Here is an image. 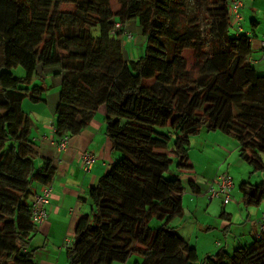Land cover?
<instances>
[{"label": "trees", "instance_id": "obj_1", "mask_svg": "<svg viewBox=\"0 0 264 264\" xmlns=\"http://www.w3.org/2000/svg\"><path fill=\"white\" fill-rule=\"evenodd\" d=\"M231 1L116 0L113 9L111 0H0V264H36L27 249L37 227L31 184L49 185L54 176L50 162L34 164L22 109L30 94L24 83L40 66L60 77L58 137L79 134L107 108L112 160L64 247L68 264H113L130 255L133 264H264V228L231 252L218 248L199 261L196 247L170 225L183 214L181 174L190 138L201 130L230 135L250 173L264 172V90L247 96L258 86L244 64L251 36L230 31L238 22ZM62 3L74 9L61 10ZM128 19H137L146 37L138 59L123 54L119 35L130 33ZM185 50H192L191 65ZM237 70L228 90L220 77ZM46 88L35 85L30 100L43 102ZM155 126H167V136ZM239 190L243 205L259 204L264 177L241 181Z\"/></svg>", "mask_w": 264, "mask_h": 264}, {"label": "crops", "instance_id": "obj_2", "mask_svg": "<svg viewBox=\"0 0 264 264\" xmlns=\"http://www.w3.org/2000/svg\"><path fill=\"white\" fill-rule=\"evenodd\" d=\"M240 20L234 23L232 32L240 30L251 36L250 48L244 52L245 62L250 67V75L257 81L260 90H264V58L260 48V39L264 32V0H240ZM128 22H126V30ZM239 27L241 29H239ZM136 31L137 28H130ZM131 32L130 30H128ZM123 54L131 59L132 49L128 40L134 39L123 36ZM137 39V38H135ZM46 77H48L46 75ZM56 89L50 93L49 85L45 100L24 105L31 121V134L35 148L34 164L41 168L50 162L54 168V176L49 182L52 188L50 202L46 206L47 216L42 224L36 227L30 238L27 249L34 255L36 264H68L65 248L61 242L65 237H72L78 219L91 209L90 190L99 178L106 172L112 160L111 141L105 130L106 105H101L95 112L87 126L77 135L69 138L65 149H58L56 137L52 132L55 126V109L59 100L60 78L56 77ZM89 150L95 155V161L89 170L82 168L80 154ZM201 154H199V152ZM188 167L184 168L181 180L184 185L182 193L183 214L170 222L178 234L192 243L201 258L208 253H214L218 248L227 252L238 244L246 243L259 230V219L264 212V201L257 205H243L237 181L258 180L264 177V172L251 174L249 166L243 164L238 156L237 141L218 130H201L190 138L188 152ZM195 155H200L198 158ZM220 169L232 176L233 188L231 200L224 204L222 197H207V183ZM219 170V171H220ZM218 171V172H219ZM257 175V176H256ZM236 177V179L234 178ZM193 184L194 191L190 186ZM42 184L34 182L33 193H38ZM32 187V188H33ZM185 199V205L183 200ZM31 197L29 203L31 204ZM218 200V201H217ZM223 234L224 241L218 240L216 235ZM135 258L130 255L124 262L113 264H133Z\"/></svg>", "mask_w": 264, "mask_h": 264}, {"label": "rangeland", "instance_id": "obj_3", "mask_svg": "<svg viewBox=\"0 0 264 264\" xmlns=\"http://www.w3.org/2000/svg\"><path fill=\"white\" fill-rule=\"evenodd\" d=\"M111 6H112L113 9H117L118 8V4H117L116 0H111ZM59 9L64 10V11H72L74 9V5L71 4V3H62L59 6ZM126 22H128L127 29L130 30L131 31L130 33L133 34V36H134V39L128 40V46L127 47H131L132 48V49H130L131 50L130 56H133L131 59H138L140 56H143L144 53H145L146 46H147L146 37L143 35L142 30H141V27H140V24H139V22H138L137 19H128V20H126ZM132 26H133V28H137V30L136 31H132V29H130ZM93 29L97 33L98 30H99V27H94ZM230 31H233L232 30V27L230 28ZM125 37L127 38V36H125ZM135 38H137V39H135ZM120 40L123 43L125 42V40H123L122 38ZM123 43H122V45H123ZM184 56L188 59V62H189L188 64L191 65L192 62H193V59H192V56H193L192 50H185L184 51ZM244 64H246V63H244ZM10 71H12L19 78L25 77L24 76L25 75L24 74V71H23V69L21 67H13V68L10 69ZM52 71L53 70L51 68L50 69H48V68L45 69L43 66L38 67L37 70H36V72H34V74L32 75L31 79L27 83H24V86L28 89V92H30V94H31V91H32V89H33V87L35 85H40V86H43V87L46 88V86L44 84H46V81H47L49 85H52L51 88L48 89V90L50 91V93H53L54 90L56 89V86H54L55 85L54 83L56 81V77L58 78L59 76L53 74ZM241 71L242 70L240 68L239 73H241ZM237 73H238V70L232 76H230V75L229 76H221L220 77V80H221L220 83L225 88H227L228 90L231 89V88H233L235 86V82L237 81L238 75H240L239 73L238 74ZM46 75L48 77H46ZM59 90H60V87H59L58 91ZM259 91H260V89L257 86V88H254L250 92H248V95L247 96L249 98L257 97V96H259ZM30 94L29 95L27 94V96L24 97V100L22 102V103H24V105H26L28 103H30L31 106L32 105H35V103L32 102L30 100V98H29ZM45 96H46V94L44 95V97ZM28 112L29 113L32 112V108L27 109L26 115H28ZM154 130L157 131L158 133L166 134V136H167V134H168L167 132H168L169 128L167 126H155L154 127ZM189 150H190V146H189ZM189 150H188V152H189ZM199 154H201V153L199 152ZM188 156H189V154H188ZM195 156H197L198 158H201L200 155H195ZM243 164L246 166V163H243ZM219 170L220 169H218L217 170V173L213 176V178H211L209 180V182L207 183V187H209L210 185H214V187L216 186V181L217 180L214 179L215 176L217 174L220 175V173L224 172L222 170H220V171ZM259 175L261 176V172H259ZM232 176H231V178H232ZM234 178L236 179V177H234ZM260 179H258V180H260ZM258 180H254V181H251V182L254 183V182L258 181ZM239 182L240 181H237L234 191H238L237 189H238ZM33 185H34V182H32V184H31V190L34 189ZM206 193H207V191H206ZM32 197H33V195L31 196V200L30 201H32ZM216 198H219L220 199V197H218V196ZM185 202L186 201L184 199L183 200V205H185ZM154 221H155V219L152 220V222H154ZM216 236H217L216 238L218 240L224 241V236H223L222 233L220 235H216ZM61 247H62V242H61ZM201 258H198V260L201 259Z\"/></svg>", "mask_w": 264, "mask_h": 264}, {"label": "built area", "instance_id": "obj_4", "mask_svg": "<svg viewBox=\"0 0 264 264\" xmlns=\"http://www.w3.org/2000/svg\"><path fill=\"white\" fill-rule=\"evenodd\" d=\"M241 6L240 0H232L230 4V13L232 16L233 21L239 20V7ZM120 24H116V28L119 30ZM239 29H241L239 27ZM131 37V35H128ZM260 48L262 51V57L264 58V32L260 39ZM52 132L54 136L56 137V144L58 149L62 150L65 149L69 140L68 135H63L61 137H58L55 132V126L52 125L51 127ZM80 160L82 168L87 171L89 170L90 166L95 161V155L89 151L85 150L80 154ZM216 181V186L210 185L207 188V197L212 198L215 196H220L223 199V203L226 204L231 200V189L233 187V181L231 176L226 173L222 172L220 175H216L214 178ZM52 194V188L50 185L42 184L40 187V191L38 193H34L31 201V220L36 225L39 226L42 224L47 216L46 213V206L50 202V197ZM259 230H262L264 228V213L261 214L259 219ZM71 242V237H65L63 239V247H67Z\"/></svg>", "mask_w": 264, "mask_h": 264}, {"label": "bare ground", "instance_id": "obj_5", "mask_svg": "<svg viewBox=\"0 0 264 264\" xmlns=\"http://www.w3.org/2000/svg\"><path fill=\"white\" fill-rule=\"evenodd\" d=\"M239 13V12H238ZM239 15H240V13H239ZM240 18H241V15H240ZM240 18H239V20H240ZM239 20H237V21H239ZM128 35H130V33H127ZM260 225V224H259Z\"/></svg>", "mask_w": 264, "mask_h": 264}]
</instances>
